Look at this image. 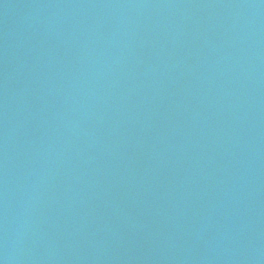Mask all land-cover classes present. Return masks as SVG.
Returning a JSON list of instances; mask_svg holds the SVG:
<instances>
[{
	"label": "water",
	"instance_id": "obj_1",
	"mask_svg": "<svg viewBox=\"0 0 264 264\" xmlns=\"http://www.w3.org/2000/svg\"><path fill=\"white\" fill-rule=\"evenodd\" d=\"M0 264H264V0H0Z\"/></svg>",
	"mask_w": 264,
	"mask_h": 264
}]
</instances>
